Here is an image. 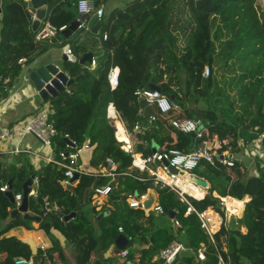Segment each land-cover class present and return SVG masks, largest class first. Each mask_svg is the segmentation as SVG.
I'll return each instance as SVG.
<instances>
[{"label": "trees", "instance_id": "obj_1", "mask_svg": "<svg viewBox=\"0 0 264 264\" xmlns=\"http://www.w3.org/2000/svg\"><path fill=\"white\" fill-rule=\"evenodd\" d=\"M77 1L49 0L47 20L58 28L69 26L78 16ZM105 1L97 5H105ZM257 1L133 0L105 13L97 35L88 30L93 37L90 47L74 46L80 59L92 52L96 66L89 61H65L73 83L46 102L55 109L56 153L66 149V134L80 147L90 140L84 159L88 174H81L75 185L64 188L62 167L48 163L36 170L26 153L11 156L0 151V187L11 180L18 194L29 178H39L36 196H29V209L41 217L40 228L52 246L46 252L38 250L35 264H163L156 256L173 240L188 247L176 264H218L219 254L229 264H264V152L257 155L256 173H251L244 159L246 154L255 156V141L264 131V10ZM1 8L0 101L9 97L21 75L19 59L31 62L43 51L32 30L27 1L1 0ZM116 65L121 70L119 84L111 89L108 75ZM206 67L210 69L208 77L204 76ZM140 87L166 94L180 106L179 117L201 119L206 128L204 137L173 129L156 105L136 95ZM111 103L135 153L150 155L154 145L161 150L190 151L192 142L202 139L211 151L233 154L234 165H224L218 159L214 165L202 160L194 173L210 183L208 193L201 199L188 197L190 204L182 201L176 191L133 166V155L122 148L108 118ZM151 114L158 117L153 127L145 135L135 131V124L146 123ZM181 134L185 135L183 146ZM261 146L264 149L263 143ZM10 156L14 162L8 165ZM108 158L117 165L116 186L111 192L114 198L99 211L94 207L96 215L91 216L82 208V197L91 198L96 187L112 182L102 172ZM149 189H154L160 205L176 211L178 226L168 213H147L129 206V195L140 196ZM220 196L250 198L238 220L248 229L246 233L229 229ZM45 199L58 209L47 211ZM14 207L6 192L0 190V264H15L17 256L33 255L29 245L18 238H1L17 225L33 229V220L20 216L4 224ZM210 207L225 218L214 235L215 244L197 213L190 211ZM72 212L75 216L66 220ZM120 234L129 239L124 257L115 246ZM204 245L208 247L206 259L199 260L198 249ZM3 252L7 255L1 257Z\"/></svg>", "mask_w": 264, "mask_h": 264}, {"label": "built area", "instance_id": "obj_2", "mask_svg": "<svg viewBox=\"0 0 264 264\" xmlns=\"http://www.w3.org/2000/svg\"><path fill=\"white\" fill-rule=\"evenodd\" d=\"M100 0H78L77 8L79 17L77 20L79 21L78 29H88V22L82 19L83 15H93L97 14L98 21H102L105 15V7L104 5H97V2ZM69 28L68 25H63L61 27H57L53 23L46 21L43 22L41 26L36 31V40L41 41L47 39L49 37L56 36L59 32ZM100 31V30H99ZM104 38H107V34H104ZM64 53L67 56H74L73 49L71 47H67L64 50ZM26 58H20L19 63H24ZM91 66H96V56H93L91 61ZM120 67L114 66L110 69L109 72V82L111 85V89H115L119 84L120 78ZM66 75L70 78V75L65 72ZM210 74L209 67H206L204 70V76L208 77ZM2 77L0 75V81ZM48 83H51L50 81ZM68 88V87H67ZM139 97L144 98L147 103L151 105H156L157 108L161 112V116L164 118H168L169 123L172 128L183 132V133H195L198 138H203L206 134V128L201 119H192L187 117H179L178 114L181 112V108L178 104H175L166 94L162 93L159 89H150L147 87H140L135 92ZM112 105V104H111ZM110 105V106H111ZM112 107V106H111ZM55 109L51 105H46L40 111H38L35 115L29 117L26 121H19L12 127H6L0 129V143H11V147L8 148L5 152L10 155H17L20 153H26L29 156H38L39 154L29 147H26L23 144L24 136L27 134H33L39 140H41L44 145L49 147L52 150V153L45 157L47 163L54 164L56 166L62 167L65 170V178L61 180V184L64 188H67L74 184L72 179L75 174L78 173L79 176L81 174H88V172L84 169L83 165H80L79 159L84 150L88 149L90 146V140H86V142L80 147L78 146L76 140L71 138L69 134L65 135L67 140L66 149H61L57 153L54 154V138L57 136L58 131L55 126ZM157 115L151 114L146 118V123L137 122L134 126V130L140 132L141 135H145L157 121ZM110 123L116 129L114 120L110 118ZM264 140V131L260 134L259 138L255 141V146L261 147ZM122 148L131 153L134 157L133 166L137 168L141 172L147 171L150 175L154 176L156 182L161 183L163 186H169L172 190L176 191L182 201L190 204L188 197H194L197 199H201L203 197H196L195 195L184 190V187L181 182L184 181L183 176H189V186L191 188H200L193 179V172L197 169L201 161H207L210 164H215L217 159L220 163L224 165L233 166L235 158L233 154H230L228 151L219 152V151H211L210 145L206 141L203 142L202 145L197 148H193L190 151H184L177 148H171L168 150L159 149L157 152H153L150 155H143L142 153H135L133 149V144L131 140L129 141H121ZM146 144V142L144 143ZM261 151L257 150L255 155L260 154ZM167 160L169 165H165L164 161ZM169 166L177 167L179 172H173L170 170ZM116 171L117 165L112 159H107L106 166L102 170L105 176L111 177V180H116ZM39 178L37 175H34L32 179V188L29 195L35 192V187L38 186ZM112 183H108L106 185H101L95 188L94 197L101 196H109L112 192ZM9 186L7 183L3 184L0 187L1 191L7 192ZM149 193L142 194L140 196L129 195L127 198V202L129 206L133 209H145L144 202L148 199ZM23 198L22 193L15 194V206L19 207L21 205ZM230 197H221L220 196V204L225 209L226 215L235 214L237 212H232L229 208L228 199ZM45 208L47 211L52 209H58L57 206L52 207L49 203V200L45 199ZM156 212H163V206L158 202H155L152 209ZM194 210L199 219L201 220L202 228L208 233L210 236L211 242L214 244L215 238L214 235L220 231L224 217L216 212L211 207L203 210L196 211L194 208H190V211ZM174 226L179 225V220L176 218L172 219ZM119 231L122 232L123 228L120 227ZM40 248L43 252H46L49 247L45 241H42ZM207 246H202L198 249L197 257L199 260L206 259ZM188 247L178 241L173 240L170 245L162 249L156 259H163L165 264H172L175 260L177 254H181V252L187 251ZM128 253L127 249L121 250L119 253L121 256H126ZM15 264H35L34 256L25 257V256H17L15 258ZM219 264H227L224 260L223 256L219 254Z\"/></svg>", "mask_w": 264, "mask_h": 264}, {"label": "crops", "instance_id": "obj_3", "mask_svg": "<svg viewBox=\"0 0 264 264\" xmlns=\"http://www.w3.org/2000/svg\"><path fill=\"white\" fill-rule=\"evenodd\" d=\"M26 1H27V8H28V1L29 0H26ZM104 7H105V5H104ZM28 11L30 12L29 8H28ZM30 13L32 14V19H34L35 15L32 12H30ZM105 13H107L106 9H105ZM49 14H50V2L48 0V12H47V16H46L45 20H43V22L49 21V20H47V17ZM78 17H79V13H78L77 18ZM1 26H2V23H1V16H0V31H1ZM67 29H65V30H67ZM65 30H63V31H65ZM81 30H83V29H81ZM86 30L88 31V29H86ZM63 31H61V32H63ZM89 31L91 32V30H89ZM89 31L87 33L89 43H87L83 46H89V47L91 46V41H92L93 37L89 34ZM61 32H59V33H61ZM58 34L54 37H49L47 39L39 41L38 44L41 48L43 47V51L40 52L31 62L24 61V63H22L23 70L21 72V75L18 78V81L14 84V86L10 92L9 97L7 99L0 101V129L6 128V127H12L13 125L18 123L19 121H26L29 117H31L32 115H35L38 111H40L46 105H50V102L47 103L46 101H43L42 98L40 97L38 91L36 90V88L33 84V82L29 79V73H30L32 68H34V67L36 68V67H39L43 64H48V63H55L59 66L60 70L67 72V70L65 69V60H63V55L65 54L64 50L67 47H71L73 49L74 54L76 53V51L74 49V45L72 44V42L74 41L73 39H74V36L76 33L74 32L70 37L65 38L64 40H61L60 38H58L57 37ZM0 38H1V35H0ZM83 46H81V47H83ZM80 50L81 49H78L79 53L82 54V52H80ZM75 58H76V60H80V58L77 57L76 55H75ZM44 102H46V103H44ZM110 105L108 107V118L109 119L111 118L109 109L113 108V110H114L113 114L116 117V120L122 123V125L126 131V135L129 139L130 135H129L127 129L125 128V125H124L123 121L121 120L119 113L117 112V110L113 104L111 105L112 107ZM115 131H116V129H115ZM172 135L176 141L178 134H176L174 132ZM118 140L121 142L120 139H118ZM130 140H131V138H130ZM196 143H197V141L192 142V148L191 149L198 147L196 145ZM23 144L26 147H29L30 149H32L33 151H35L39 154L38 156H29L31 163L34 165L36 170H39V169H41V167L43 165L48 164L45 157L49 156L52 153V150L49 147H47L46 145H44V143L41 140H39L33 134H27L26 136H24ZM11 145L12 144L9 142L5 143V144L0 143V151L2 153L10 155L9 153H7L5 151L8 148H10ZM258 150L261 151L260 154L262 155L264 152V149L262 148V146L259 147ZM54 154H55V151H54ZM85 155H86V153L84 150L80 159H79V161L82 162L83 167L84 166L86 167V164L84 161V159L86 157ZM247 155H249V154H246V156ZM11 156H13V155H11ZM11 156L7 160L8 165H10L11 163L14 162V158ZM246 156L244 157V159L247 161L248 156L247 157ZM263 164H264V162H263ZM249 165L250 164L248 163V166ZM249 169H250L251 173H256V169L252 168V166H249ZM193 176H197V175L193 174ZM77 182H78V180H76L73 185H75ZM113 182H114V180L111 182L112 185H114ZM115 186L116 185H114L113 187H115ZM209 186H210V183H209ZM208 187H206V188L200 187L201 189L204 190V196L208 193V190H207ZM147 193H154L155 194V202H158V197H157V194L154 191V189H149ZM14 194H16V193L14 192ZM22 194H23V190H22ZM36 194H37V192H36V187H35V192L31 195L36 196ZM215 195L218 196L217 194H215ZM229 197L233 198L231 196H229ZM109 198H110V195L109 196H101V197H94V195H92L91 198H89L88 195L84 196V197H82V201H81L82 208L84 209L83 206L91 205L90 212H88V213L91 216H94V215H96V213L94 212V207H96V210L99 211L103 205H108ZM233 199H236V198H233ZM249 199L250 198L247 196L245 199L241 200V201H243V204H244L243 205V212L240 214V216L242 215V217L244 215L245 204ZM14 208H16V206ZM14 208H10V209L12 210ZM28 211H29V213H31V210L29 209V207H28ZM145 211L148 213L150 210H145ZM229 215L230 214L226 215V224L227 225H228V221H229ZM236 216H237V222L239 225V229H241V231L243 233H246L248 231V229L244 226H240L239 221H238L242 217H239L238 213ZM20 217H22L21 214H20ZM171 219H173V218H171ZM32 224H33V229H28L24 225L14 226L11 229H9L8 231H6L1 236V238L16 237L19 240H21L27 244H28V240H32L35 243V245H37L38 250L39 249L41 250L40 245H41L42 241H45L47 243L48 247L50 248L52 246V242H51L50 238L48 237V235L46 234V232L40 228V221L33 220ZM210 241H211V239H210ZM215 243H216V240H215L214 244ZM29 247H30V245H29ZM223 247H224V250L227 251V247H226L225 242L223 244ZM5 255H7V252H3L1 257H4ZM32 256H34V255H32ZM59 264H63V263H59ZM163 264H165V263H163ZM218 264H219V262H218ZM227 264H229V262H227Z\"/></svg>", "mask_w": 264, "mask_h": 264}, {"label": "water", "instance_id": "obj_4", "mask_svg": "<svg viewBox=\"0 0 264 264\" xmlns=\"http://www.w3.org/2000/svg\"><path fill=\"white\" fill-rule=\"evenodd\" d=\"M28 8L30 12L35 15V18L32 21V30L36 32L38 28L41 26L42 21L45 20L48 12V0H29L28 1ZM0 16L2 17V8H1V0H0ZM82 19L88 22V27L90 28L91 32L94 34H98L99 30L102 27V21H98L97 14L83 15ZM79 21L76 19L70 25L69 28L61 33L58 34V38L64 40L65 38L70 37L74 32L78 30ZM94 54L92 52H88L83 55V57L79 60L81 63L86 61L91 62L93 59ZM63 60H72L76 61L74 56H67L66 54L63 55ZM29 79L33 82L36 90L38 91L40 97L43 101H47L51 97H57L61 92L65 91L67 87H69L73 83V79L69 78L66 75L65 71L60 70L59 66L55 63H48L43 64L39 67H34L31 69L29 73ZM51 83H48V82ZM194 136L195 133H192ZM264 143V140H263ZM159 147L157 145L153 146V152H157ZM165 165H169L167 160L164 161ZM170 170L173 172H179L177 167L169 166ZM34 176L29 178L23 185V198L21 205L16 207L10 211V215L4 221V224L11 223L15 218L21 216L24 219H31L36 221H41V217L37 215H32L28 211L29 207V193L32 188V179ZM79 174L76 173L74 178L72 179L73 182L78 180ZM192 179L199 184L201 187L206 188L209 186L207 180L199 178L197 176H192ZM9 189L6 192L8 197L10 198L12 203H15V194L12 189V181L9 180L8 182ZM110 198H114L113 194H110ZM155 203V194L149 193L148 199L145 200L144 206L146 210H151ZM163 212L168 213L170 218H174L176 216L175 210H169L167 205L163 206ZM63 215L62 213H60ZM75 212L70 213L69 215L65 216L66 220H69L75 216ZM239 217H242V215ZM228 227L231 231H237L239 229V225L237 222V216L234 214L229 215ZM129 242V239L126 235L120 234L116 239V247L120 250H124ZM28 244L30 245V249L33 255H37L38 247L32 240H28ZM180 258V254H177L175 260L172 264H176ZM161 263H164V260H160Z\"/></svg>", "mask_w": 264, "mask_h": 264}, {"label": "rangeland", "instance_id": "obj_5", "mask_svg": "<svg viewBox=\"0 0 264 264\" xmlns=\"http://www.w3.org/2000/svg\"><path fill=\"white\" fill-rule=\"evenodd\" d=\"M131 1H133V0H106L105 1V9H106V11L107 12H110V11H112V10H114L115 8H122V7H125L128 3H130ZM257 3L260 5V7L264 10V0H258L257 1ZM76 34H75V36H74V41L72 42V44L74 45V46H76L77 48H81V46H83V45H85V44H87V43H89V39H88V35H87V33H88V31L86 30V29H83V30H81V29H78L76 32H75ZM95 35H97V34H95ZM44 103H46V102H44ZM48 103V102H47ZM181 112H182V110H181ZM180 112V113H181ZM179 113V114H180ZM180 137H179V142H180V145L181 146H183L184 144V142H183V137H185V135H183V134H181V135H179ZM203 140L202 139H198L197 140V143H196V145L197 146H200V145H202L203 144ZM260 146H258V148H259ZM254 148V147H253ZM258 148H256L255 150L253 149V152H256L257 150H258ZM261 153V152H260ZM259 155V154H258ZM244 156H246V155H244ZM248 156V157H247ZM246 157L248 158V160H247V162L250 164L249 166H252V168H255L256 167V165L259 163V159L257 158V155H247ZM260 159H262V158H260ZM264 162V161H263ZM193 174H195L194 172H193ZM89 205V204H88ZM84 207V210H86L87 212H90V207H91V205H89V206H83ZM154 212H156V211H154ZM156 213H160V212H156ZM164 213V212H163ZM239 215L241 214V213H239V212H237ZM49 237V236H48ZM50 238V237H49ZM51 240V239H50Z\"/></svg>", "mask_w": 264, "mask_h": 264}, {"label": "bare ground", "instance_id": "obj_6", "mask_svg": "<svg viewBox=\"0 0 264 264\" xmlns=\"http://www.w3.org/2000/svg\"><path fill=\"white\" fill-rule=\"evenodd\" d=\"M110 110V117L114 119V123L116 126V135L117 138L120 139L121 141H129L127 135H126V131L122 125L121 122L116 120V117L114 116V110L113 108L109 109ZM184 181L181 182L184 190L195 195L196 197H203L204 196V190L201 188H191L189 186V176L188 175H184L183 176ZM229 202V208L231 209L232 212H239L242 213L243 212V201L238 200V199H233V198H229L228 199Z\"/></svg>", "mask_w": 264, "mask_h": 264}]
</instances>
